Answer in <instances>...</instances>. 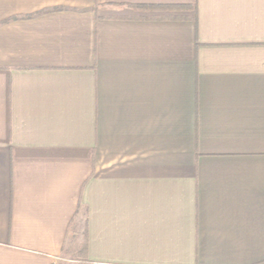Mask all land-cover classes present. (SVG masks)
I'll use <instances>...</instances> for the list:
<instances>
[{"label":"crops","instance_id":"0c3cea01","mask_svg":"<svg viewBox=\"0 0 264 264\" xmlns=\"http://www.w3.org/2000/svg\"><path fill=\"white\" fill-rule=\"evenodd\" d=\"M83 234L264 264V0H0V264Z\"/></svg>","mask_w":264,"mask_h":264},{"label":"trees","instance_id":"16d2710c","mask_svg":"<svg viewBox=\"0 0 264 264\" xmlns=\"http://www.w3.org/2000/svg\"><path fill=\"white\" fill-rule=\"evenodd\" d=\"M138 7H146L152 8L154 6H141ZM157 8H167L166 6H156ZM191 19H195L194 17H190ZM61 257L68 261V264H92L87 259L86 255V238L83 234L82 238H79L77 235H73L71 238L64 243L61 251Z\"/></svg>","mask_w":264,"mask_h":264}]
</instances>
